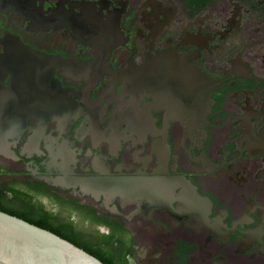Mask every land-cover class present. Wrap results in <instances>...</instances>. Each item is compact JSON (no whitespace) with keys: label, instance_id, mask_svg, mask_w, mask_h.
Wrapping results in <instances>:
<instances>
[{"label":"flooded vegetation","instance_id":"af4514ba","mask_svg":"<svg viewBox=\"0 0 264 264\" xmlns=\"http://www.w3.org/2000/svg\"><path fill=\"white\" fill-rule=\"evenodd\" d=\"M114 178L144 195L79 184ZM0 210L103 264H264V0H0Z\"/></svg>","mask_w":264,"mask_h":264},{"label":"water","instance_id":"95a60500","mask_svg":"<svg viewBox=\"0 0 264 264\" xmlns=\"http://www.w3.org/2000/svg\"><path fill=\"white\" fill-rule=\"evenodd\" d=\"M95 197H142L145 183L132 179H87L79 182ZM0 264H103L81 248L0 210Z\"/></svg>","mask_w":264,"mask_h":264},{"label":"trees","instance_id":"16d2710c","mask_svg":"<svg viewBox=\"0 0 264 264\" xmlns=\"http://www.w3.org/2000/svg\"><path fill=\"white\" fill-rule=\"evenodd\" d=\"M9 215H11V216H14V215H12V214H9ZM26 222H28V223H30V224H33V223H31L30 221H26ZM33 225H35V226H37V227H39V228H42V229H45V230H48V231H50V232H52V233H54V234H56L57 236H59V237H61V238H63V239H65V240H67V239H69L70 237L69 236H67V234L65 233V230L64 229H52V228H50V227H46L45 225H36V224H33ZM69 240H71L72 242H74V240L73 239H69ZM77 247H79V248H81L80 246H79V244H75ZM87 253H89L90 255H95L93 252H87ZM95 257V256H94Z\"/></svg>","mask_w":264,"mask_h":264}]
</instances>
